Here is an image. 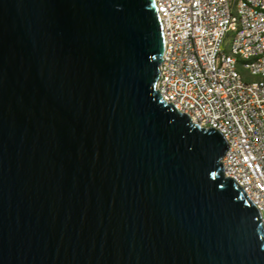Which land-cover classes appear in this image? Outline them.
<instances>
[{"label":"water","instance_id":"1","mask_svg":"<svg viewBox=\"0 0 264 264\" xmlns=\"http://www.w3.org/2000/svg\"><path fill=\"white\" fill-rule=\"evenodd\" d=\"M152 0H0V264H264L226 149L155 88Z\"/></svg>","mask_w":264,"mask_h":264},{"label":"built area","instance_id":"2","mask_svg":"<svg viewBox=\"0 0 264 264\" xmlns=\"http://www.w3.org/2000/svg\"><path fill=\"white\" fill-rule=\"evenodd\" d=\"M162 35L155 88L193 124L214 128L220 163L264 230V0H152Z\"/></svg>","mask_w":264,"mask_h":264}]
</instances>
